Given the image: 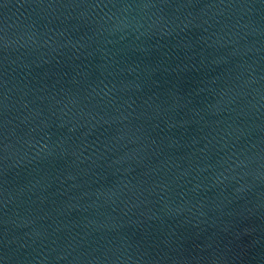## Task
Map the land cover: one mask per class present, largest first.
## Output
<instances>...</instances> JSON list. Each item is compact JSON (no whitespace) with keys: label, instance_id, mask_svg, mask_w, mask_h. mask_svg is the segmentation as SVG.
Returning a JSON list of instances; mask_svg holds the SVG:
<instances>
[{"label":"water","instance_id":"water-1","mask_svg":"<svg viewBox=\"0 0 264 264\" xmlns=\"http://www.w3.org/2000/svg\"><path fill=\"white\" fill-rule=\"evenodd\" d=\"M0 264H264V0H0Z\"/></svg>","mask_w":264,"mask_h":264}]
</instances>
